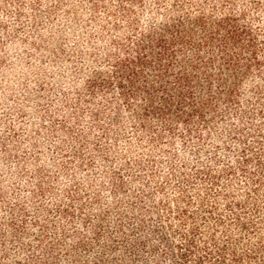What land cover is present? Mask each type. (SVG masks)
Here are the masks:
<instances>
[{
  "label": "rangeland",
  "instance_id": "1",
  "mask_svg": "<svg viewBox=\"0 0 264 264\" xmlns=\"http://www.w3.org/2000/svg\"><path fill=\"white\" fill-rule=\"evenodd\" d=\"M169 15L232 16L252 33L237 49L250 62L236 105L220 101L190 135L180 124L143 131L116 91L87 89L116 43ZM247 146L264 207V0H0V264H179L182 211L221 238L201 218L202 174L245 200L253 182L222 174Z\"/></svg>",
  "mask_w": 264,
  "mask_h": 264
},
{
  "label": "trees",
  "instance_id": "2",
  "mask_svg": "<svg viewBox=\"0 0 264 264\" xmlns=\"http://www.w3.org/2000/svg\"><path fill=\"white\" fill-rule=\"evenodd\" d=\"M251 36L232 16L214 20L169 15L163 22L151 23L140 32L135 30L116 43L118 52L108 57V73L94 72L87 89L90 94L102 95L116 91L135 125L143 131L151 133L159 127L163 133H170L180 124L190 135L195 123L200 127L208 125L206 117L217 113L220 101L236 105L238 84L246 76L250 62L244 61L237 49L246 40L250 47ZM218 114L221 116L222 111ZM156 136L162 140L161 135ZM251 149H243V157ZM237 163V169L226 166L222 175L228 180L238 170L244 179L253 182L244 201L234 200L226 192L228 181L221 182L210 172L196 173V177H208L209 183V188L204 189L207 203L201 200L200 205L209 217L202 216V221L211 219V233L221 230V238L217 240L215 234L202 237L193 214L182 211L179 221L190 219L191 225L188 232L180 234L182 242L176 245L179 264H264V207L253 201L262 179L248 171V157ZM218 184L224 185L222 191L213 189ZM212 190L226 201L228 219L219 214L218 198L208 201ZM260 203L264 205V196ZM229 227H233L232 232Z\"/></svg>",
  "mask_w": 264,
  "mask_h": 264
}]
</instances>
